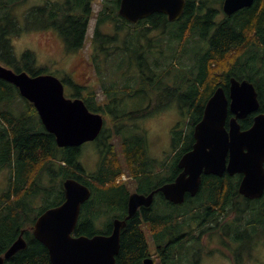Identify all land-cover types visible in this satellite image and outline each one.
Masks as SVG:
<instances>
[{
	"label": "trees",
	"instance_id": "trees-1",
	"mask_svg": "<svg viewBox=\"0 0 264 264\" xmlns=\"http://www.w3.org/2000/svg\"><path fill=\"white\" fill-rule=\"evenodd\" d=\"M224 1L186 0L177 21L155 13L132 24L119 14L121 0H102L99 12H94L95 0H46L22 16L18 8L29 0H0V63L31 76L49 71L38 66L33 51L18 57L15 38L51 30L74 53L86 48L90 22L96 19L83 66L90 82L80 83L72 75L62 82L68 98L82 99L91 112L105 118L93 142L100 153L99 168L87 173L79 160L81 147L59 148L35 106L0 79V174L9 172L7 188L0 192V257L21 235L27 243L5 264H51L33 226L45 210L65 201L63 185L69 178L92 191L75 235L111 234L114 220L128 215L134 193L130 184L136 183L135 191L147 196L175 181L180 158L195 143L194 128L207 101L219 86L228 94L231 78L254 84L259 112L264 113V0L232 16L224 13ZM134 98L148 100L147 107L127 110L126 101ZM171 107L179 109L187 126L173 131V158L160 161L150 156L148 133L138 125ZM253 120L250 115L240 121L242 129H249ZM124 175L126 182L120 181ZM241 180L242 175H204L199 193L188 194L179 205L156 193L150 207L140 208L127 221L116 264H145L153 257L152 249L154 264H198L207 251L206 238L235 250L224 253L234 264L247 262L264 247V196L243 197Z\"/></svg>",
	"mask_w": 264,
	"mask_h": 264
},
{
	"label": "water",
	"instance_id": "water-1",
	"mask_svg": "<svg viewBox=\"0 0 264 264\" xmlns=\"http://www.w3.org/2000/svg\"><path fill=\"white\" fill-rule=\"evenodd\" d=\"M255 0H225L227 16L250 8ZM186 0H121L119 14L132 24L155 13L177 21L183 14ZM0 79L18 88L31 102L45 127L53 134L59 148L82 147L94 142L102 133L105 119L91 112L82 99L68 98L65 86L55 75L31 76L17 73L0 63ZM258 92L248 80L230 79L229 93L219 86L207 101L204 115L194 128L195 143L179 160L181 173L174 182L149 195L133 193L129 197L128 215L113 222L109 235L76 236L82 206L91 198V189L69 178L64 182L65 201L45 210L33 226L34 237L48 250L51 264H116L121 249V232L140 208H148L156 193L161 192L173 204H183L189 194L195 197L202 177L242 175L239 193L249 200L264 196V113H258ZM253 125L243 130L239 121L256 114ZM229 115H232L228 120ZM23 235L0 257V264L25 249ZM145 264H154L147 258Z\"/></svg>",
	"mask_w": 264,
	"mask_h": 264
},
{
	"label": "rangeland",
	"instance_id": "rangeland-1",
	"mask_svg": "<svg viewBox=\"0 0 264 264\" xmlns=\"http://www.w3.org/2000/svg\"><path fill=\"white\" fill-rule=\"evenodd\" d=\"M46 0H29L25 6L18 8V14L23 15L27 9L34 4L42 5ZM63 1V0H60ZM101 1L95 0L94 12H99L101 9ZM96 19L93 18L90 22L88 39L86 40V48L76 52L68 53L63 41L56 36L53 31H32L25 32L20 37L13 41L14 49L18 57L27 51H33L37 57L38 66L47 68L49 74L57 76L62 80L65 76L72 75L74 79L80 83L87 84L90 82L89 73L83 70L84 62L87 61L91 49V37L94 34ZM84 72V73H83ZM91 72V68H90ZM69 89L65 87V95H68ZM148 100L146 99H128L125 108L127 110H137L147 107ZM182 124L187 126L185 117L180 114L177 107H171L159 114H156L146 120H143L139 125L142 131L148 133V145L150 156L156 160L165 161L167 157L174 156L173 131ZM139 127V128H140ZM118 150L121 152L120 146L117 144ZM80 162L87 173H95L100 164V153L97 146L92 143H86L82 147ZM9 172L0 174V192L7 188ZM131 190L136 192V183H132ZM49 205V204H46ZM104 227H101V229ZM148 230V229H147ZM148 241L152 244L151 237L148 235ZM205 244L208 246L206 252H203L198 264H234L225 254L233 253L235 250H230L227 247H221V242L218 239L209 240L206 238ZM225 253V254H224ZM156 257L153 253V260ZM244 264H264V247H258L251 259H246Z\"/></svg>",
	"mask_w": 264,
	"mask_h": 264
},
{
	"label": "flooded vegetation",
	"instance_id": "flooded-vegetation-1",
	"mask_svg": "<svg viewBox=\"0 0 264 264\" xmlns=\"http://www.w3.org/2000/svg\"><path fill=\"white\" fill-rule=\"evenodd\" d=\"M258 113H260V112H258ZM258 113H256V114H251V115H253V119H254V117L258 114ZM250 116V115H249ZM248 116V117H249ZM232 117V115H229V118H228V120H230V118ZM247 117V118H248ZM246 119V118H245ZM245 119H243V120H245ZM243 120H240V121H243ZM253 123H254V120H253ZM253 125V124H252ZM153 253L155 254V249H152L151 250V254H152V256H153Z\"/></svg>",
	"mask_w": 264,
	"mask_h": 264
},
{
	"label": "bare ground",
	"instance_id": "bare-ground-1",
	"mask_svg": "<svg viewBox=\"0 0 264 264\" xmlns=\"http://www.w3.org/2000/svg\"><path fill=\"white\" fill-rule=\"evenodd\" d=\"M146 28V27H145ZM125 44V43H124ZM199 55V54H198ZM196 60V59H195ZM139 61V60H138ZM245 62V61H244ZM249 66V65H248ZM194 68V67H193ZM227 82V81H226ZM221 83V82H220ZM224 83V82H223ZM227 86V85H226ZM132 94V93H131ZM130 96V95H129ZM115 103V102H114ZM98 143V142H97ZM104 150V149H103ZM121 219V217H120ZM147 251V250H146Z\"/></svg>",
	"mask_w": 264,
	"mask_h": 264
}]
</instances>
